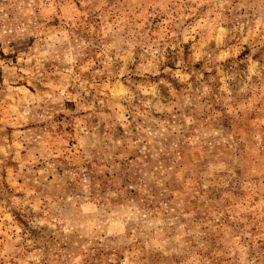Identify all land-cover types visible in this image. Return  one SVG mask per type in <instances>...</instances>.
Returning <instances> with one entry per match:
<instances>
[{
	"label": "rangeland",
	"instance_id": "rangeland-1",
	"mask_svg": "<svg viewBox=\"0 0 264 264\" xmlns=\"http://www.w3.org/2000/svg\"><path fill=\"white\" fill-rule=\"evenodd\" d=\"M0 264H264V0H0Z\"/></svg>",
	"mask_w": 264,
	"mask_h": 264
}]
</instances>
